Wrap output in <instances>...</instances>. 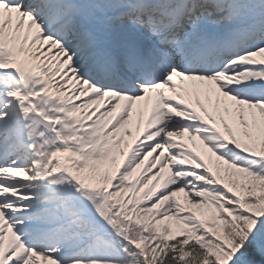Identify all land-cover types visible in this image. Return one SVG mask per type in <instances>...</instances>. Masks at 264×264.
I'll use <instances>...</instances> for the list:
<instances>
[{
  "label": "snow or ice",
  "instance_id": "1",
  "mask_svg": "<svg viewBox=\"0 0 264 264\" xmlns=\"http://www.w3.org/2000/svg\"><path fill=\"white\" fill-rule=\"evenodd\" d=\"M0 264H264V0H0Z\"/></svg>",
  "mask_w": 264,
  "mask_h": 264
}]
</instances>
